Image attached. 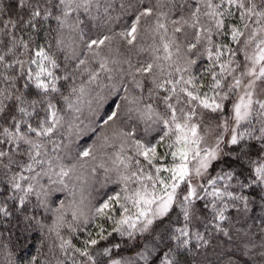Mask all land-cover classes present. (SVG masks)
Wrapping results in <instances>:
<instances>
[{
	"label": "snow or ice",
	"instance_id": "1",
	"mask_svg": "<svg viewBox=\"0 0 264 264\" xmlns=\"http://www.w3.org/2000/svg\"><path fill=\"white\" fill-rule=\"evenodd\" d=\"M0 264H264V0H0Z\"/></svg>",
	"mask_w": 264,
	"mask_h": 264
},
{
	"label": "trees",
	"instance_id": "2",
	"mask_svg": "<svg viewBox=\"0 0 264 264\" xmlns=\"http://www.w3.org/2000/svg\"><path fill=\"white\" fill-rule=\"evenodd\" d=\"M40 240V235L38 233H34L33 239L30 240L29 245L22 252L18 249V255L27 260V258L37 254V251L40 249ZM125 254H132L131 249H129Z\"/></svg>",
	"mask_w": 264,
	"mask_h": 264
}]
</instances>
